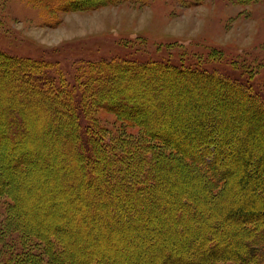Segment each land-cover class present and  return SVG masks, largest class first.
Wrapping results in <instances>:
<instances>
[{"label": "trees", "instance_id": "1", "mask_svg": "<svg viewBox=\"0 0 264 264\" xmlns=\"http://www.w3.org/2000/svg\"><path fill=\"white\" fill-rule=\"evenodd\" d=\"M145 1L26 2L53 26L59 13ZM9 49L0 47V264H264V77L93 52L70 72L61 53ZM98 112L137 136L105 138ZM188 230L185 242L151 241L157 261L125 247ZM81 241L113 250L80 258Z\"/></svg>", "mask_w": 264, "mask_h": 264}, {"label": "rangeland", "instance_id": "2", "mask_svg": "<svg viewBox=\"0 0 264 264\" xmlns=\"http://www.w3.org/2000/svg\"><path fill=\"white\" fill-rule=\"evenodd\" d=\"M26 1L0 0V47L10 48L14 53L30 52L34 56L44 50L61 53L70 72L73 61L81 56L88 58V53L93 52L107 58L130 53L140 58L171 56L183 62L195 60L210 66H233L253 84H259L264 77V0L246 5L234 0H200L199 5H190L189 0H146L143 6L125 3L90 12L59 13L53 18V26L47 25L43 9L32 7ZM71 55L74 57L70 58ZM129 83L128 79L122 80L120 87H127ZM125 92L127 98L142 97L141 92ZM97 114L107 130L105 138L110 141L123 134L137 136L135 129L123 125L114 116ZM70 125L71 121L62 126V132ZM52 188L47 187L46 191ZM37 218L47 222L42 214ZM82 229L80 223L70 232ZM188 231L185 235L147 232L146 237L137 238L142 243L140 250L135 246L125 247L157 261L159 255L152 253L151 241L185 242L195 236L190 233L193 230ZM83 244L81 241L73 248L80 258L100 250H113L104 241L89 249H84Z\"/></svg>", "mask_w": 264, "mask_h": 264}]
</instances>
